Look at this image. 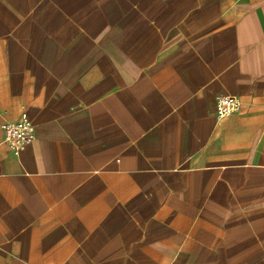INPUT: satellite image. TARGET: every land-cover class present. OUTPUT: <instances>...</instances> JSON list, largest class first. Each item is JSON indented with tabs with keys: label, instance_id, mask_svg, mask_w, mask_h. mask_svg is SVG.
I'll use <instances>...</instances> for the list:
<instances>
[{
	"label": "crops",
	"instance_id": "1",
	"mask_svg": "<svg viewBox=\"0 0 264 264\" xmlns=\"http://www.w3.org/2000/svg\"><path fill=\"white\" fill-rule=\"evenodd\" d=\"M0 264H264V0H0Z\"/></svg>",
	"mask_w": 264,
	"mask_h": 264
},
{
	"label": "built area",
	"instance_id": "2",
	"mask_svg": "<svg viewBox=\"0 0 264 264\" xmlns=\"http://www.w3.org/2000/svg\"><path fill=\"white\" fill-rule=\"evenodd\" d=\"M239 108L240 101L233 95H221L216 100L218 118L232 115L238 112ZM1 127L6 144L14 152L23 150L35 138V127L25 114L15 121L4 122Z\"/></svg>",
	"mask_w": 264,
	"mask_h": 264
}]
</instances>
